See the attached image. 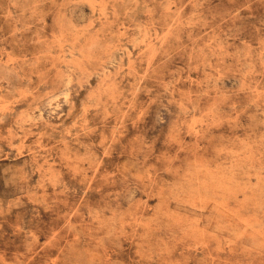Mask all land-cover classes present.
<instances>
[{"label": "rangeland", "instance_id": "1", "mask_svg": "<svg viewBox=\"0 0 264 264\" xmlns=\"http://www.w3.org/2000/svg\"><path fill=\"white\" fill-rule=\"evenodd\" d=\"M0 264H264V0H0Z\"/></svg>", "mask_w": 264, "mask_h": 264}, {"label": "bare ground", "instance_id": "2", "mask_svg": "<svg viewBox=\"0 0 264 264\" xmlns=\"http://www.w3.org/2000/svg\"><path fill=\"white\" fill-rule=\"evenodd\" d=\"M139 29V28H138ZM140 31V30H139ZM136 41V40H135ZM137 43V42H136ZM128 49V48H127Z\"/></svg>", "mask_w": 264, "mask_h": 264}]
</instances>
